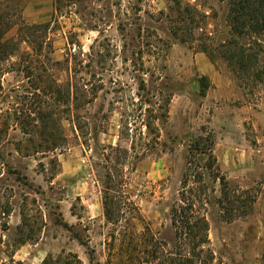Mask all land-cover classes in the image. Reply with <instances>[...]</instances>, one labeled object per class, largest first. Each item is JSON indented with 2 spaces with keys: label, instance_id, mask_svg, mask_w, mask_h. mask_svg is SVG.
I'll return each mask as SVG.
<instances>
[{
  "label": "rangeland",
  "instance_id": "obj_1",
  "mask_svg": "<svg viewBox=\"0 0 264 264\" xmlns=\"http://www.w3.org/2000/svg\"><path fill=\"white\" fill-rule=\"evenodd\" d=\"M228 14L0 0V264H264V40Z\"/></svg>",
  "mask_w": 264,
  "mask_h": 264
},
{
  "label": "trees",
  "instance_id": "obj_2",
  "mask_svg": "<svg viewBox=\"0 0 264 264\" xmlns=\"http://www.w3.org/2000/svg\"><path fill=\"white\" fill-rule=\"evenodd\" d=\"M228 17L229 26L233 34L239 37L248 35L250 36L249 39H252L255 45H260L259 41L264 40L260 39L264 34V0H229ZM254 35L256 37H254ZM228 43L230 44L229 47L232 48L228 49L229 53L227 55L231 64L246 70V68H249V66L256 61L257 55L249 47V42L243 44L233 40ZM252 66L253 64L251 67ZM106 189L109 190L110 186L107 185ZM111 199L112 198L107 195L104 196V213L108 218L110 215L108 207ZM9 211V209H6L4 212L9 213ZM180 223L192 234L193 232H201L206 229V222L203 218H199L190 223L189 217H181ZM22 243H24V241ZM41 264H46V259H43Z\"/></svg>",
  "mask_w": 264,
  "mask_h": 264
}]
</instances>
